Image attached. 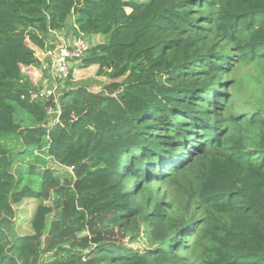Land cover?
Here are the masks:
<instances>
[{"label":"trees","instance_id":"16d2710c","mask_svg":"<svg viewBox=\"0 0 264 264\" xmlns=\"http://www.w3.org/2000/svg\"><path fill=\"white\" fill-rule=\"evenodd\" d=\"M68 32L106 37L70 72L96 66L107 84L30 100L22 68L41 63L26 42L45 50ZM247 66L263 74L233 80ZM243 81L258 106L234 114ZM11 135L60 171L14 166L0 144V264H264V0H0V138ZM161 177L178 216L160 209ZM24 200L36 206L18 236Z\"/></svg>","mask_w":264,"mask_h":264},{"label":"rangeland","instance_id":"374dc122","mask_svg":"<svg viewBox=\"0 0 264 264\" xmlns=\"http://www.w3.org/2000/svg\"><path fill=\"white\" fill-rule=\"evenodd\" d=\"M126 1L145 2L146 0H126ZM127 12H129L128 9ZM70 20L71 18H69L66 22L67 26L69 25V27L71 26ZM70 36L71 34L68 32L66 37H64L63 35L59 39L57 38L58 40L56 43L59 44L61 42H68L69 40H71ZM105 40L106 37L101 35L84 37V41L88 48L89 46H91L89 44H93L95 46L97 44H102L103 42H105ZM56 43L53 42V44ZM26 45H28L34 50L35 56L41 63V66L22 68L23 74L27 78L28 82L36 89H42V88L54 89V87H56L57 89L56 93L61 94L64 89L84 86L87 88L88 91L98 94L107 84V79L104 76H99L96 74L97 73L96 66H91L89 68L74 67L71 72V78L62 82H53V68L51 67L50 62L47 60L44 54L45 50H39L36 47L32 46L29 42H26ZM253 73L257 75H261L263 74V69H255L252 66L241 68L234 75L233 80L238 81L242 78H246L248 76L253 75ZM67 82L68 85H66ZM235 89L236 91L234 92L232 98L234 102V107L231 109V112L234 114H239L241 112L247 114L252 113L258 106L257 104L258 93H255L252 90L253 85H249L245 81H243L241 85L239 84L236 85ZM216 103L219 104L218 102ZM13 106L16 109V121L18 122L20 121L22 123L21 128L31 126L33 123L32 120L26 114L22 113L15 105ZM78 114L84 117L87 121H89L92 124H98L102 122V119L101 118L98 119L94 109L91 108L90 106L80 107ZM49 119L53 121V117H50ZM0 144L3 147H5L8 151H10L13 160L12 164L14 166H16L17 164L27 165L34 163L36 165L41 166L42 168H49V169H54L55 171H60V167L57 166L52 161V159L48 157L46 150H43L42 152H38V151H34L35 149H33L30 153L25 152L22 143L20 142L19 138L15 135L0 138ZM167 179H169V177H161V179L157 180L160 181V183L156 184V187H154L159 189V195L166 194V197L164 198V201L162 202L160 209L166 213L170 212L172 216L173 215L178 216L179 204L173 198V193L171 191L172 189L168 186ZM35 206H36L35 201L24 200L20 205L14 208L16 213V218H15L16 235L23 236L31 233L29 221L35 210ZM184 218H186V216ZM51 219H52V215L48 217V222H50ZM126 241H128L127 238L126 240H124V243H126ZM189 241L190 238L186 239L185 243L183 244L189 246ZM131 247L143 248L145 247V243L143 241H140L139 243H132ZM47 259L48 258L46 256L38 257L36 260V264H48V262H50L51 260L46 261Z\"/></svg>","mask_w":264,"mask_h":264},{"label":"built area","instance_id":"2783aa9c","mask_svg":"<svg viewBox=\"0 0 264 264\" xmlns=\"http://www.w3.org/2000/svg\"><path fill=\"white\" fill-rule=\"evenodd\" d=\"M53 45L54 47L47 48L44 51L47 60L53 68V82L66 81L71 74L70 69L72 67V61L83 55L88 47L85 41L80 38ZM56 90V87H54V89H38L36 91H31L29 97L30 100H35L37 98L45 100L53 96L54 102L57 103L59 93H56ZM47 112L51 114L53 111L49 108Z\"/></svg>","mask_w":264,"mask_h":264},{"label":"crops","instance_id":"0c3cea01","mask_svg":"<svg viewBox=\"0 0 264 264\" xmlns=\"http://www.w3.org/2000/svg\"><path fill=\"white\" fill-rule=\"evenodd\" d=\"M56 36V39L53 41V42H57V40L61 37V36H63V34L62 33H58V34H56L55 35ZM71 37V36H70ZM58 38V39H57ZM30 67H33V66H30ZM26 68V67H25Z\"/></svg>","mask_w":264,"mask_h":264}]
</instances>
